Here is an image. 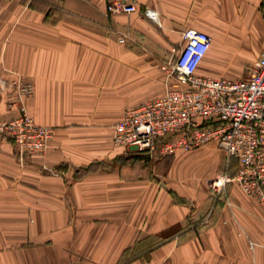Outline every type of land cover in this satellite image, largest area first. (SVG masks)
<instances>
[{"label": "crops", "instance_id": "crops-1", "mask_svg": "<svg viewBox=\"0 0 264 264\" xmlns=\"http://www.w3.org/2000/svg\"><path fill=\"white\" fill-rule=\"evenodd\" d=\"M111 1L0 0V112L17 113L6 84L22 77L29 113L55 128L24 160L0 143V264H264L263 210L238 182L171 184L113 142L127 109L164 92L161 61L188 28L212 36L199 74L244 77L264 52V0H137L107 16Z\"/></svg>", "mask_w": 264, "mask_h": 264}, {"label": "built area", "instance_id": "built-area-1", "mask_svg": "<svg viewBox=\"0 0 264 264\" xmlns=\"http://www.w3.org/2000/svg\"><path fill=\"white\" fill-rule=\"evenodd\" d=\"M138 10L137 0H114L105 13L113 16ZM116 36L120 42L134 41L127 30L116 29ZM182 39L161 61L164 92L127 109L114 124L113 142L150 157L214 144L228 159L237 160L238 169L234 175L214 178L213 187L219 193L228 183L238 182L258 200L264 217V52L246 67L244 77H214L197 72L212 36L188 28ZM6 87L8 105L17 113L5 117L0 112V143L10 140L21 160L44 152L55 128L38 123L27 109L25 98L34 94L33 82L18 77Z\"/></svg>", "mask_w": 264, "mask_h": 264}, {"label": "rangeland", "instance_id": "rangeland-1", "mask_svg": "<svg viewBox=\"0 0 264 264\" xmlns=\"http://www.w3.org/2000/svg\"><path fill=\"white\" fill-rule=\"evenodd\" d=\"M114 28L115 27L112 28L113 30H109V32L110 34L112 33L113 36L114 34L116 36V29ZM131 42L134 43L133 41H130V43ZM149 60L150 59L145 58V62H148ZM149 75L150 73L145 74V78L146 76L149 77ZM157 75L159 77H162L163 73L159 72L157 74H153V76ZM146 86L149 87L148 83L146 84ZM113 123L111 124V126L113 125ZM128 160L132 162L136 160L142 161L145 164V171L148 169L150 173L151 170H153V172L155 171L157 173H160L162 177H159V179H163V177H166V179L171 184H174L176 181L179 183H187L188 180L185 181L186 177L199 176V178L201 179L200 182L202 183L201 186H204L209 192L213 194H217L218 192L213 187L211 183L212 180L224 173L234 175L238 169V166L235 167V159H228L226 153L214 144L180 152L178 155L174 156L159 155L153 158L147 155L140 154L138 158H129ZM168 171H170L169 174ZM199 189L200 187L197 186L196 192H198ZM223 189L221 190V192L223 191ZM213 198L215 199L214 195Z\"/></svg>", "mask_w": 264, "mask_h": 264}, {"label": "trees", "instance_id": "trees-1", "mask_svg": "<svg viewBox=\"0 0 264 264\" xmlns=\"http://www.w3.org/2000/svg\"><path fill=\"white\" fill-rule=\"evenodd\" d=\"M90 169H92V166L87 167V168H81V169H79V171H80L79 174L82 175V174L88 172Z\"/></svg>", "mask_w": 264, "mask_h": 264}]
</instances>
